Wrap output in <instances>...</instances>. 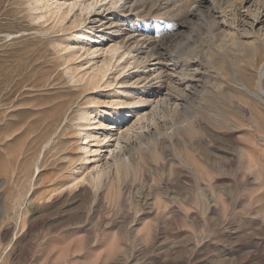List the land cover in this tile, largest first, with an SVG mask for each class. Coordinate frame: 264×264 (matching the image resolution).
<instances>
[{"label": "rangeland", "instance_id": "1", "mask_svg": "<svg viewBox=\"0 0 264 264\" xmlns=\"http://www.w3.org/2000/svg\"><path fill=\"white\" fill-rule=\"evenodd\" d=\"M262 70L264 0H0V264H264Z\"/></svg>", "mask_w": 264, "mask_h": 264}, {"label": "bare ground", "instance_id": "2", "mask_svg": "<svg viewBox=\"0 0 264 264\" xmlns=\"http://www.w3.org/2000/svg\"><path fill=\"white\" fill-rule=\"evenodd\" d=\"M114 1V0H113ZM10 36H11V34H10ZM9 38V37H8ZM145 45V44H144ZM263 71V70H262ZM264 72V71H263ZM261 78L262 79H264V73H261ZM260 85V84H259ZM8 88V87H7ZM8 90V89H7ZM261 91V90H260ZM262 94H264V90H262ZM1 103H4L3 101L1 102ZM2 106H4L3 104H2ZM85 114V113H84ZM123 115V114H122ZM121 115V116H122ZM66 116V115H65ZM124 116V115H123ZM82 117V116H81ZM84 117H86L85 115H84ZM66 120V119H65ZM119 120V119H118ZM100 121V120H99ZM84 150H85V148H84ZM99 176V175H98Z\"/></svg>", "mask_w": 264, "mask_h": 264}]
</instances>
